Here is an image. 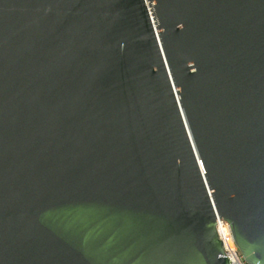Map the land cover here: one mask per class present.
<instances>
[{"label": "water", "instance_id": "95a60500", "mask_svg": "<svg viewBox=\"0 0 264 264\" xmlns=\"http://www.w3.org/2000/svg\"><path fill=\"white\" fill-rule=\"evenodd\" d=\"M264 264V0H0V264Z\"/></svg>", "mask_w": 264, "mask_h": 264}, {"label": "built area", "instance_id": "2783aa9c", "mask_svg": "<svg viewBox=\"0 0 264 264\" xmlns=\"http://www.w3.org/2000/svg\"><path fill=\"white\" fill-rule=\"evenodd\" d=\"M217 231L219 238L223 240V249L228 257L227 259H229V263L250 264L237 245L230 224L225 220L217 223Z\"/></svg>", "mask_w": 264, "mask_h": 264}, {"label": "bare ground", "instance_id": "6f19581e", "mask_svg": "<svg viewBox=\"0 0 264 264\" xmlns=\"http://www.w3.org/2000/svg\"><path fill=\"white\" fill-rule=\"evenodd\" d=\"M226 221V220H225Z\"/></svg>", "mask_w": 264, "mask_h": 264}]
</instances>
